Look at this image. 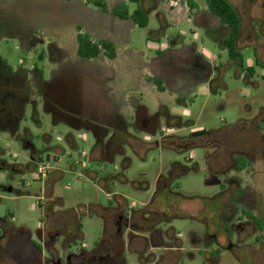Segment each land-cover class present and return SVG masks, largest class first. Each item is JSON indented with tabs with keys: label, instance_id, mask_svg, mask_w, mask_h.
Segmentation results:
<instances>
[{
	"label": "rangeland",
	"instance_id": "374dc122",
	"mask_svg": "<svg viewBox=\"0 0 264 264\" xmlns=\"http://www.w3.org/2000/svg\"><path fill=\"white\" fill-rule=\"evenodd\" d=\"M106 1L112 7L119 0ZM228 2L241 19L237 47L243 68L255 67L253 47L264 64V0ZM152 5L150 0L143 2L145 8ZM128 9H135V5L129 3ZM150 12L145 28L120 26L119 62L89 63L76 56V29L92 37L108 38L116 32L111 15L86 0H0L1 74L19 76L17 80L24 87L34 84L32 75L41 70L44 80L55 81L61 88L72 112L53 117L39 105L34 117L26 105V119L20 118L14 128L20 139L12 137L8 126L0 128V160L23 167L12 179L8 171H2L5 177L0 174V184L13 188L10 193L0 190V218L34 234L42 221V208L51 203L54 210L69 215L71 220L75 215L81 225V237L68 250L76 252L80 246L89 250L103 229V221L90 205L115 207V194L130 207L141 209L154 193L157 177L172 174L169 188L174 196L162 201L158 193L155 202L144 210L173 217L171 227L179 248L177 264H248L249 258L254 264H264V229L242 226L243 234L237 236L230 227L237 221L228 216L230 203L225 195L236 190L234 184L229 186V179L241 178V186L246 189L240 202L264 221L262 73L255 68L250 77L240 71L213 36L187 16L176 19L160 6ZM48 44L59 53L52 51L50 55ZM159 50L170 61L165 67L168 81L158 79L162 91L146 81V65ZM41 52L45 56L39 60ZM17 80H5L0 75L3 104L19 95ZM36 99L40 104L39 96ZM133 101L153 117L146 128L128 129L138 145L119 144L109 136L111 150L120 148V153L110 152L111 158L106 160L98 159L96 152L94 159H89L94 135L87 127L100 124L104 108L113 113L121 108L129 121ZM84 113L89 114L82 117ZM203 130L207 134L191 136ZM23 138L36 151L32 164L31 151L20 141ZM236 154L246 155L252 161V170L238 174L229 169L230 157ZM39 166L49 174L45 182L36 174ZM157 226L163 229L164 221ZM206 235L217 241H206ZM242 235H254L258 240ZM213 250L217 253L211 257ZM127 259L140 264L132 255Z\"/></svg>",
	"mask_w": 264,
	"mask_h": 264
},
{
	"label": "flooded vegetation",
	"instance_id": "af4514ba",
	"mask_svg": "<svg viewBox=\"0 0 264 264\" xmlns=\"http://www.w3.org/2000/svg\"><path fill=\"white\" fill-rule=\"evenodd\" d=\"M87 4L92 3V0H86ZM104 6L105 10H102L101 6L94 5L103 14L111 15V24L115 28V33L110 37H92L89 32L84 33L80 28L76 29V56L82 61H88L89 63L93 61H111L112 63L119 62L122 56V40L120 34L117 33L120 26H138L134 19L131 17L133 12L140 8L147 16L152 12L151 9L160 6L165 9V11L170 12L179 8H183L187 11V17L191 19L195 24L201 26L207 33L213 36V39L224 48L223 41L227 37L228 29L221 22V19L210 12L205 0H150L153 5L151 7L145 8L143 6L144 0H140L139 3L135 4L129 0H119L110 7L108 1L99 0ZM169 1L174 3L170 4ZM228 1V0H227ZM134 4L135 9H128V4ZM230 4V3H229ZM231 5V4H230ZM232 6V5H231ZM233 7V6H232ZM234 8V7H233ZM237 12V10L234 8ZM241 20V19H240ZM148 23V22H147ZM147 26V25H146ZM145 26V27H146ZM139 27V26H138ZM144 27V28H145ZM140 28V27H139ZM86 35L91 42V44L97 45L100 49L99 53L92 58L81 57L77 54V35ZM241 37V28L240 36ZM116 38V39H115ZM238 39V40H239ZM101 41L108 42L113 50L114 57L109 58L105 55L104 51L99 48V43ZM238 41H236L237 46ZM254 48V59L257 60L264 66V64L259 60L256 48ZM225 49V48H224ZM59 49L55 46L48 44V51L51 55L54 51L57 55ZM157 57L152 60L146 69L148 74H146V81L148 84L155 86L156 89L162 91V84L160 79L164 82L168 81V72L165 67L170 63L169 58L165 57L162 51H158ZM45 53L41 52L37 55L39 60H42ZM55 59V58H54ZM230 59V58H229ZM234 61L240 71L246 73L248 76L252 77L255 74V68L260 69L261 76L264 78V69L260 66H256L254 63V69L249 68L244 69L243 66H239V62ZM203 71L204 67L200 68ZM0 75L5 80L19 79L17 75H12L9 73H2ZM35 83L30 86H23V83H19L17 80V86L19 87V95L14 97L12 102L5 105V100H3L4 91H0V128L11 129L12 137L18 140L19 132L14 131L17 127V122L20 118L26 119L24 115L25 106L29 105L31 107L30 116H36L38 114V106L42 108L44 113L52 115L53 117L69 115L72 113L69 111L64 102V94L61 88L55 81L44 80L41 70L34 71L32 75ZM159 79V80H158ZM25 84V83H24ZM40 98V104H38L36 97ZM129 104V102H128ZM131 104V102H130ZM134 104V105H133ZM131 118L127 121V116L124 115L122 110L111 112L109 109L104 108V117L100 119V124L96 127H87L91 133L94 135V145L90 151V156L97 152L98 159L105 157L106 160L111 158L110 152L117 151L120 153V148L117 150H111L112 147L109 145L111 139L109 136L116 138L119 144H128L131 147H136L138 145L137 141L128 133V129H138L141 127H148L153 122V117L149 115L147 109L140 104L132 102L130 106ZM68 110V111H67ZM89 113H84L81 116L86 117ZM168 112L164 111V115L168 116ZM125 116V117H124ZM71 121H75L74 116L70 118ZM39 122V121H38ZM12 125L10 128L9 125ZM16 126V127H15ZM110 131V133H109ZM207 134L205 130L192 133V137H199ZM104 135H108V138H104ZM70 140H74L71 134L68 135ZM24 139V138H23ZM20 140L23 147L31 151V164L36 151L34 150L31 142L27 139ZM111 144V143H110ZM72 145V143L70 144ZM231 158V166L229 169H233L238 174L245 173L252 170V161L246 155H233ZM94 159V158H92ZM208 163H212V160ZM214 163V162H213ZM27 166H30L29 164ZM30 169V167H27ZM221 169L216 168L215 171H220ZM2 171L10 172L9 179L13 178V174L21 173L23 167L19 165H10L0 160V174L5 177V173ZM37 171V169H36ZM220 172L225 173V170ZM36 174L40 180L44 181L47 179L49 174L45 175V170L43 175ZM172 174L169 177H164L159 175L156 179L154 185V193L148 199L145 204H142V208L135 209V207H130L123 197L118 195H113L115 207H102L95 209L93 205L89 207L94 210L103 221L102 236L95 243L94 247L89 250L83 249L81 246L76 252H71L68 247L73 243L76 245V240L81 237L80 227L81 225L76 220L75 215L70 219L69 215H65L61 211H56L51 203L45 205L46 208H53L54 215L47 221H41L38 230L33 234L27 231L23 227H15L10 221L0 218V264H133L128 262L127 256H134L140 264H177L179 261L178 257V241L173 235V228L171 227V215L166 216V212L158 210H148V206L155 202V197L161 194V200H168L174 194L169 188V184L172 182ZM242 179L233 176L229 179V186L234 184L236 190L230 194L229 191L225 194L228 198L230 209L228 210V216L237 221V224H232L230 227L232 230L238 234H243L242 226L246 228L250 225L254 226L255 230L263 231L264 221L258 217H255L249 208H245L240 202L242 199V194L246 187L241 186ZM27 184V183H25ZM230 189V187H229ZM0 190L5 193H10L13 188L10 186H3L0 184ZM109 195V194H108ZM157 198V197H156ZM43 198H39L42 201ZM239 204L240 206L236 205ZM44 207V208H45ZM238 207H242L241 210ZM42 208V209H44ZM146 208V211L144 210ZM173 212H170L172 214ZM146 214V215H145ZM164 221V228L160 229L157 224ZM229 227V226H228ZM250 237L253 236H244ZM241 236V238H242ZM204 239L209 242V240L217 241L214 237L206 235ZM254 240H258L254 237ZM252 246V245H249ZM217 250H213L210 256L216 254ZM209 260V257L207 258ZM212 260V259H211ZM209 260L211 263L212 261ZM249 258L248 264H254Z\"/></svg>",
	"mask_w": 264,
	"mask_h": 264
},
{
	"label": "trees",
	"instance_id": "16d2710c",
	"mask_svg": "<svg viewBox=\"0 0 264 264\" xmlns=\"http://www.w3.org/2000/svg\"><path fill=\"white\" fill-rule=\"evenodd\" d=\"M132 3H139L140 0H129ZM210 12L217 15L221 22L227 27L228 34L225 40L223 41V46L227 52V55L230 59L236 60L239 62V66L242 67L243 61L238 47L236 46V41H238L240 36L241 20L238 13L234 8L229 4L227 0H205ZM94 5L101 6L102 10H105L104 4L99 0H92ZM131 17L134 19L135 23L140 27L144 28L147 25L148 18L146 14L140 9L137 8ZM77 54L81 57L92 58L95 57L100 49L97 45L91 44L86 35L78 34L77 35ZM99 48H101L105 55L109 58L114 57V50L112 46L105 41L99 43ZM256 66H260L264 69V66L260 64L257 58L254 59ZM253 70V67L249 68Z\"/></svg>",
	"mask_w": 264,
	"mask_h": 264
},
{
	"label": "crops",
	"instance_id": "0c3cea01",
	"mask_svg": "<svg viewBox=\"0 0 264 264\" xmlns=\"http://www.w3.org/2000/svg\"><path fill=\"white\" fill-rule=\"evenodd\" d=\"M171 4V3H170ZM173 5V4H172ZM174 18H176V19H181V18H184V17H186L187 16V11L186 10H184L183 8H179V9H176V10H172V11H170L169 12ZM120 110H121V108H120ZM88 131H90V130H88ZM95 155V154H94ZM94 155H93V157H94ZM93 157H91L90 155H89V159H92ZM94 208L95 209H99V208H101V205H98V204H96L95 206H94ZM53 215H54V210H53V208H44V209H42V222H44V220L45 221H47V219L49 218H51V217H53Z\"/></svg>",
	"mask_w": 264,
	"mask_h": 264
},
{
	"label": "built area",
	"instance_id": "2783aa9c",
	"mask_svg": "<svg viewBox=\"0 0 264 264\" xmlns=\"http://www.w3.org/2000/svg\"><path fill=\"white\" fill-rule=\"evenodd\" d=\"M44 167H41V166H39V167H37V173L39 174V175H43V173H44Z\"/></svg>",
	"mask_w": 264,
	"mask_h": 264
}]
</instances>
